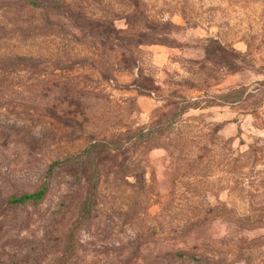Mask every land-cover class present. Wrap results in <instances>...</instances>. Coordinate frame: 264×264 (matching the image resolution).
Masks as SVG:
<instances>
[{"label": "rangeland", "instance_id": "374dc122", "mask_svg": "<svg viewBox=\"0 0 264 264\" xmlns=\"http://www.w3.org/2000/svg\"><path fill=\"white\" fill-rule=\"evenodd\" d=\"M139 4L0 0V264H62L87 172L65 161L194 101L162 138L102 156L69 264H264V0ZM56 162L41 202L7 203Z\"/></svg>", "mask_w": 264, "mask_h": 264}, {"label": "trees", "instance_id": "16d2710c", "mask_svg": "<svg viewBox=\"0 0 264 264\" xmlns=\"http://www.w3.org/2000/svg\"><path fill=\"white\" fill-rule=\"evenodd\" d=\"M128 1L132 4L133 8L139 9L140 7L139 0H128ZM57 2L59 6L63 7L59 1ZM113 26L114 25L112 23L109 24L110 30L107 38L108 41L112 40L113 37L112 34L114 32ZM145 29L147 31H151L152 28L149 25V23L145 24ZM111 42L114 43V41ZM154 43H159V42L149 41L148 44H154ZM141 44H146V43H140V45ZM12 61L18 63H25L30 60L22 56H10L7 57L4 62L8 63ZM242 99H243V91L234 89L228 91L227 93H222L213 99L207 98L203 102L206 104V106H214V105L227 104V103H237V102H241ZM199 108H201V102L199 101L190 102L185 106L182 105L181 108H178V110L174 111L171 115L167 116L163 120H160L156 126L149 128L146 131H141L131 135L122 136L120 138L111 141H96L85 147L76 156L70 157L65 161V163L71 161L73 162L75 159H78V161H81L82 163L85 164V166L87 167V172L86 175H84L85 197L78 208L76 219L68 228V232L66 234V245H65L64 253L60 257V261L62 264H69L75 249L76 238L79 228L84 224V222L89 220L92 212L94 211L98 203V196L100 189L99 165L101 163L102 156L104 154L120 155L128 152L130 149H134L138 147L143 142H148L153 139L162 138L165 131L173 127V125L176 123L178 118L183 113L188 112L190 109H199ZM55 166H60V163L56 162L52 164V166L47 170L45 174L43 187L39 191L31 194L12 196L8 199L7 203L10 205L21 206V205H26L28 203L36 204L41 202L45 197V193L48 187V182L53 175V168ZM62 205H64V203H62ZM205 258L207 259V261L212 259L210 257H205Z\"/></svg>", "mask_w": 264, "mask_h": 264}]
</instances>
